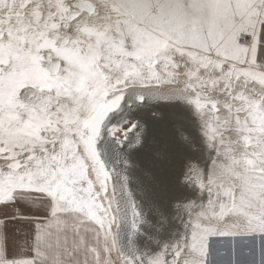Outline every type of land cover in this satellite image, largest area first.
I'll use <instances>...</instances> for the list:
<instances>
[{"label": "rangeland", "instance_id": "obj_1", "mask_svg": "<svg viewBox=\"0 0 264 264\" xmlns=\"http://www.w3.org/2000/svg\"><path fill=\"white\" fill-rule=\"evenodd\" d=\"M94 1L105 7L107 24L68 28L72 33L82 31L71 53L81 55L84 62L78 58L73 63H81L84 70L93 67L107 72L121 90L104 95L96 105L88 103L89 109L84 106L79 116V110L71 106L76 91L64 76L38 85L44 93L38 101L20 99L28 81L12 77L13 63L18 61L10 56L11 51L26 48L39 56V42L67 21L69 0H0V216L22 218L18 222L36 233L32 241L57 242L63 250H54L63 253L66 264H133L114 254L113 194L92 141L96 139L102 155L103 120L110 111L117 118L126 105L119 108L117 104L128 91L172 83L198 108L214 109L215 113L206 112L209 117L203 116L204 130L209 142L218 140L216 149L229 158L221 168H210L201 183L207 208L218 206L191 221L189 231L188 221L187 228L181 226L183 238L187 231V239L191 233L189 248L212 264H264L260 245L264 235L243 238L233 233L264 234V0ZM69 56L72 62L74 56ZM54 94L69 113L60 106L49 110L48 97ZM221 105L228 114L216 119ZM131 125L127 122L113 137L123 138L122 132ZM228 132L241 135L245 152L227 141ZM193 135L188 133L192 143ZM235 180L240 184H233ZM191 184L195 194L197 184ZM29 197L35 204L23 212L25 205L17 202ZM231 216V222L227 221ZM184 244L177 253L179 264H188L180 260ZM167 246L161 245L164 254L151 257H161L166 264L171 256ZM46 250L52 252L49 247Z\"/></svg>", "mask_w": 264, "mask_h": 264}, {"label": "bare ground", "instance_id": "obj_2", "mask_svg": "<svg viewBox=\"0 0 264 264\" xmlns=\"http://www.w3.org/2000/svg\"><path fill=\"white\" fill-rule=\"evenodd\" d=\"M75 1L77 0H69L70 7L66 13L79 12L77 11L78 8L74 6ZM86 1L91 4L93 13L89 14L86 11L88 5L82 1L77 18L67 19L65 23L60 22L58 30H52L39 42V56H35L36 53L34 54L32 50L28 51L27 48L23 51L14 50L11 53L7 51L12 59L18 61V63L15 62L16 64L13 63L14 73H12V77H18L19 75L28 81V84L26 83L27 85L25 84L24 87L25 92L22 91L18 95L24 102H33L36 99L38 101L44 93L37 86L40 85L41 87L43 82H51L62 76L66 79L65 81L69 80V86H73L74 89H72L76 91L71 97V101H73L71 106L79 110V116H81L84 106L88 103L96 105L104 95L112 94L114 90H121V87L118 86L119 83H116V85L115 81L111 82L110 74L108 76L107 72L94 70L93 67L84 70L82 64L79 63L84 58L81 55L71 53L72 47L79 38L78 33L82 31L72 33L68 29L69 27L74 25L81 27L84 24H87V27L90 25L96 26L105 24L108 20V15L104 12L106 11L105 7L94 0ZM97 11H99V16ZM13 39L11 40L10 37V41H14ZM17 43L20 44L21 42ZM16 44L14 45L15 48L18 47ZM33 44L36 47L35 43ZM69 55L74 56L71 57L72 62L66 58H70ZM78 58V64L73 63ZM53 59H57L59 65L57 69L50 73L47 70L49 69L47 64ZM30 82L35 83V85H31ZM131 86L140 89L147 88V86L142 87L136 84ZM178 87V85L167 83L166 86L155 85L152 87L153 90L128 91L123 95V100L117 104V106L120 104L119 108H121V104H126L117 113V118H114V112L110 111L108 117L103 120L102 133L104 134L103 142L105 144L102 155L99 152V146H96V139L92 141L94 154L100 159V164L108 178L109 192L113 194L112 199L114 202L111 199L109 201H111L115 218L111 225L115 244L114 254L132 261L133 264H156V262L164 264L161 257L156 255L151 257L153 253H157V255L164 254L161 248L162 244L168 245L167 247L171 251V256L165 260L166 264H179L177 253L182 249L184 241L183 258L180 260H187L188 264H212V262H208L204 254L202 255L189 248L191 233H189L188 239L186 236L191 221L198 220L200 215L204 214L202 212L211 214L210 211H214L218 206L215 204L212 208H207V200L202 201L203 186L201 183L207 180L211 171L210 168H216L215 165L221 168L223 164L229 162V158L226 157L224 152H218V149H216V144L219 143L218 140L214 139L213 142H209L207 132L204 130L203 116L215 113L214 109L213 112H210L207 111L208 109L205 111L198 108L195 101L178 91L180 90ZM31 92H35L37 96L34 97ZM191 93L188 92L187 95L192 98L193 94ZM48 99L49 110L54 111L56 106H60L65 112L69 113L70 110L63 107L61 99L56 94L50 96V98L48 97ZM50 99H56L58 102L54 104ZM78 103L79 105H77ZM86 108L88 107L86 106ZM206 112H209V114ZM224 114H228V112L222 106L218 109L215 118L218 119L219 116ZM243 116L244 114H241V119H243ZM128 119L136 120V123L128 131L121 147L118 148L112 142L113 136H110V128H115L117 125L127 122ZM106 122H108L107 125H105ZM214 126L215 130L220 128L218 123H215ZM178 132L179 136L177 135ZM187 133L195 135L193 143ZM225 138L232 146L238 148V152L244 149L241 147V135L228 132ZM183 143H185V146H182ZM238 152L236 155L239 154ZM204 170L206 171L200 179ZM194 181L197 184V190L195 194H191V182ZM238 183L239 181L235 180L233 184ZM189 194H191V197H189ZM201 203V206L195 208ZM232 219L231 216L227 221L231 222ZM187 221L188 231L184 239L180 227L187 228ZM201 222L205 223V217H202ZM237 225L239 227V224ZM240 225H244L242 221H240ZM221 227L223 228V226ZM233 231L235 230L233 229ZM179 233V239L175 240ZM233 233L243 238L264 235L241 230ZM262 241L260 245L264 246ZM173 242H175V245ZM240 263L244 264V261Z\"/></svg>", "mask_w": 264, "mask_h": 264}, {"label": "crops", "instance_id": "obj_3", "mask_svg": "<svg viewBox=\"0 0 264 264\" xmlns=\"http://www.w3.org/2000/svg\"><path fill=\"white\" fill-rule=\"evenodd\" d=\"M35 199V198H34ZM17 203L25 205L22 207L23 212H29V204H35L34 201L29 199H19ZM27 205V207H26ZM20 214L19 217H22ZM11 217V216H10ZM22 218H16L15 220L9 219L5 216H0V264H66L63 253H58L54 249H57L59 245L54 242L51 245V241L45 242V238L40 241H32V227L27 228L26 225H22ZM57 227V224H53V227ZM59 227V226H58ZM46 244V245H45ZM47 247L52 249L43 251ZM60 251L61 247H59Z\"/></svg>", "mask_w": 264, "mask_h": 264}, {"label": "water", "instance_id": "obj_4", "mask_svg": "<svg viewBox=\"0 0 264 264\" xmlns=\"http://www.w3.org/2000/svg\"><path fill=\"white\" fill-rule=\"evenodd\" d=\"M82 1L85 2V3L88 5V9L86 8V9H87L86 11H88L89 14H92V13H93V8H92V6H91L90 3H87L86 0H81V1H78V0H77V1L74 2V6H75V8H78L77 11L80 12L79 7H80V4L82 3ZM81 9H82V8H81ZM79 12H68V13H67V15H68V20H72V19L77 18V16L79 15ZM64 42H65V40H64ZM58 65H59V61H58L57 59H53V61H51V62H49V63L47 64V68H49V69H47V70H48L50 73H52V72L54 71V69H57ZM23 92H25V90H24ZM31 93L34 95V97L37 96V94H36L35 92H31ZM138 98H139V97H138ZM50 101L53 102L54 104L58 102V101H56V99H55V100L50 99ZM139 103H140V102H139ZM127 122H132V125H131V126L129 127V129H128V131H129V130L132 129V127L135 125L136 120L128 119ZM127 122H125V123L123 122V123H121L120 125H117L115 128H114V127H113V128L111 127V128H110V136H111V137L113 136L114 131H116V130H118V129H122V126H124L125 124H127ZM128 131H123V132H122L123 138H115V137H113L112 142L115 143L116 146H117L118 148H120V147H121V144H123L122 141L125 140V138H126V136H127V134H128Z\"/></svg>", "mask_w": 264, "mask_h": 264}, {"label": "flooded vegetation", "instance_id": "obj_5", "mask_svg": "<svg viewBox=\"0 0 264 264\" xmlns=\"http://www.w3.org/2000/svg\"><path fill=\"white\" fill-rule=\"evenodd\" d=\"M188 134V133H187ZM193 134V133H192ZM197 147V146H196ZM197 154V153H196Z\"/></svg>", "mask_w": 264, "mask_h": 264}]
</instances>
